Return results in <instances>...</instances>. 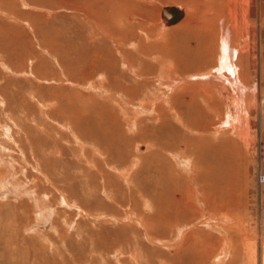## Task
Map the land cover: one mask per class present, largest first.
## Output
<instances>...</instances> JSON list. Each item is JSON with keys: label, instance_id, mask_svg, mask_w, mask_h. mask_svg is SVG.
I'll use <instances>...</instances> for the list:
<instances>
[{"label": "rangeland", "instance_id": "1", "mask_svg": "<svg viewBox=\"0 0 264 264\" xmlns=\"http://www.w3.org/2000/svg\"><path fill=\"white\" fill-rule=\"evenodd\" d=\"M205 1L0 0V264H219L225 238L245 264L242 234L260 253L264 120L242 142L193 77L215 58L174 56Z\"/></svg>", "mask_w": 264, "mask_h": 264}, {"label": "bare ground", "instance_id": "2", "mask_svg": "<svg viewBox=\"0 0 264 264\" xmlns=\"http://www.w3.org/2000/svg\"><path fill=\"white\" fill-rule=\"evenodd\" d=\"M213 1L206 0L202 4V9L205 13L203 12L204 14L201 17V21H197L198 19H196L197 17L195 15L198 13L194 12L195 9L193 7L194 11L189 17V24L194 25L196 29L200 28V32L194 30V40H191V42L186 43L184 46L181 45L176 48L174 56L178 58L179 61H183V63L190 59V57H194L196 53H201L203 56L204 53H207L211 55V58L213 57V60L215 58L209 70L201 72L199 75L192 76L205 79L206 82H211L214 92L219 96L222 95L225 97V101L228 102L230 108L227 111L229 117L226 119V123L231 125L232 129L235 127L234 131L236 136L241 139L242 142H246L251 140L250 136H254V131H251L253 126H250L253 121L251 122L249 119V117H252L251 114L253 113L259 116L260 121H262V119L264 120V114L263 116L261 115V113L264 112V93L261 91L264 90V31L262 30L264 28V13L260 10L258 14V24H251L247 19V5L250 0H239L242 7L240 19H237L235 12V0H227L229 5L228 11L226 12L227 15L222 13L221 8H216L214 5L215 1ZM219 4L220 3H218L217 7L220 6ZM174 6L181 11L184 9L178 5ZM195 7L198 8L197 6ZM183 11L181 16L173 23L167 24L165 20L160 17L161 21L165 25H171L186 19V9ZM216 17H218L219 20ZM216 19L218 23L215 24ZM121 53L122 52H120V54ZM121 55L123 56V53ZM209 77L212 78L208 79ZM201 92L203 94L205 93L202 87L200 93ZM260 121L258 125H260ZM262 182H264V176L260 172L259 183L261 184ZM225 215L226 214L223 216L224 218H219L220 220L218 219V221L216 220L218 224H220V221L223 224L232 223ZM206 219L207 221H201V225H205L206 223L209 224V220L213 218L208 216ZM230 220L232 219L230 218ZM233 226H235V224ZM220 228L221 227L217 225V229ZM242 235L245 264H264L263 236H261L263 240L260 245V253H258L254 239L247 238L245 236L246 234ZM227 240L228 238L224 239L221 251L215 258L216 263L229 264L227 259L230 255V245ZM161 244L165 243L161 242Z\"/></svg>", "mask_w": 264, "mask_h": 264}, {"label": "water", "instance_id": "3", "mask_svg": "<svg viewBox=\"0 0 264 264\" xmlns=\"http://www.w3.org/2000/svg\"><path fill=\"white\" fill-rule=\"evenodd\" d=\"M182 14V11L174 5H165L161 8V17L167 24L175 22Z\"/></svg>", "mask_w": 264, "mask_h": 264}]
</instances>
